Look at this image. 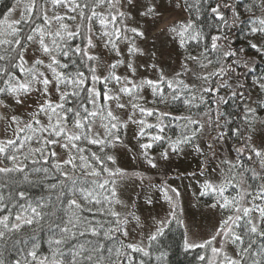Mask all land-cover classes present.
Returning <instances> with one entry per match:
<instances>
[{
    "label": "snow or ice",
    "instance_id": "6c2138e0",
    "mask_svg": "<svg viewBox=\"0 0 264 264\" xmlns=\"http://www.w3.org/2000/svg\"><path fill=\"white\" fill-rule=\"evenodd\" d=\"M172 3L167 0L168 5ZM164 6L163 0H14L0 12V107L8 109V98L22 105L34 92L43 97L27 120L14 114L0 115L12 132L11 137L0 138V165H5L0 166V264H134L131 253L151 256L149 249L174 221L185 227V251H205L197 257L202 264H264V143H253L257 125L264 130V119L257 116V108L264 109V100L257 107L247 104L248 86L237 69L250 72V58L244 47L232 48L224 32L247 23L249 34L258 38L256 42L248 40V47L264 55V0H252L246 7L251 14L247 21L240 19L228 0H183L184 9L194 10L195 18L190 15L167 28V34L184 49L180 68L171 76L155 62V51L146 52L137 44L138 39L147 38V28L161 19ZM223 9L231 10L230 20ZM202 10L215 21L213 27L218 32L210 36V43H204ZM128 20L135 26H129ZM95 25H99L98 32ZM94 35L118 57L107 65V75L98 74L102 57L90 51L97 47ZM77 39L83 46L73 45ZM118 41L127 43L128 59L120 58ZM193 42L198 51L190 50ZM29 48L46 56L47 63L39 57L29 63ZM145 55L153 60L146 67L156 73V79L137 81L117 74L124 66L135 76L134 58ZM61 58L71 60L76 70L65 71L69 64ZM41 68L51 73V79ZM99 84H103V92ZM52 85L58 94L55 102L50 98ZM110 85L119 86L118 90L113 91ZM252 85L264 93V78H254ZM145 89L150 90L153 104L179 103L186 114L145 107L140 103L145 100ZM123 96L129 97L127 104L120 102ZM111 101L118 109L131 106L127 120L114 114ZM230 102L244 104L240 124L231 112L222 110ZM137 111L139 119L134 118ZM147 117H155V123H149ZM98 119L102 132L94 131ZM129 123L138 126L135 139L148 138L149 142L139 143V157L152 168L158 165L149 150L165 141L167 147L160 153L163 160H168L170 153H184L186 148L204 156L201 175L209 161L205 146L219 159L213 169L219 170V179L206 178L198 192L200 198L209 197L207 208L220 213L218 227L208 239L189 240L188 228L177 214L181 197L177 188L152 185L163 193L169 206L167 215L153 218L155 230L147 236V246L142 241L126 242L128 225L135 221L140 227L141 220L132 211L122 215L116 210L117 205L128 207L117 191L118 180L126 173L109 163L116 165L111 152L124 145L123 130ZM173 126L178 129L175 138L162 135ZM151 129L156 133L148 131ZM229 138L236 140L232 148L235 157H217L216 144ZM55 146L67 153L65 159L58 158ZM89 146H97V150ZM21 185L41 187L43 194L33 196ZM145 203L153 205L154 201L146 196ZM26 227L33 230L32 235L13 241L14 246L23 247L16 249L18 258L7 261L3 245ZM37 231H46V250ZM164 258L163 252L156 257L160 264ZM139 264H145L144 260Z\"/></svg>",
    "mask_w": 264,
    "mask_h": 264
},
{
    "label": "trees",
    "instance_id": "16d2710c",
    "mask_svg": "<svg viewBox=\"0 0 264 264\" xmlns=\"http://www.w3.org/2000/svg\"><path fill=\"white\" fill-rule=\"evenodd\" d=\"M13 2L14 0H0V12L4 11V6L6 4H11ZM189 2L190 3L194 2V0H189ZM179 3L181 4V9L185 16H184V19L176 23L186 21L190 15L192 16V18H195L194 10H191V11L185 10L183 7V0H179ZM228 3L231 6H234L237 8L238 12L240 13V19L242 21L248 20L251 14L246 11V7L252 3V0H228ZM223 11H224L225 17L230 20L232 17L231 10L223 9ZM259 14H260L259 11H257L256 15H259ZM16 16H18V13L16 14ZM127 24L130 26L129 20L127 21ZM200 24L206 34V40L204 41V43H210V36L218 34L216 28L213 27V25L215 24V21L210 17V15L207 12H204L202 10V14L200 16ZM171 25L172 24L168 25L167 28ZM167 28L163 29L161 33L169 38L170 40L169 43L171 47H168L169 48V52H167L168 58L165 59L166 61L162 63V66L165 69V74L171 76L175 71L179 70L180 68V63L184 55V49L180 48L178 46V43L173 41L172 37L167 34ZM248 28H249V25L247 23H240V24H237L235 27L225 28L224 32L228 35L227 43L232 48H236V49L244 47L246 50L247 57L250 58L249 67L252 70L249 72V70L246 68H238L237 73H242L241 78L242 80H244V82L248 86L246 89L248 97H249V99L247 100V104L252 107H257L258 102L261 100H264V93L260 92L257 86L252 85V80L254 78L255 79L264 78V55L257 54L255 50H252L248 47V40H253L254 42H256L258 39L257 37H253L251 36V34H249ZM94 31L96 32L99 31V25H95ZM93 40L95 43L99 41L98 39H96L95 35L93 36ZM101 41H102L101 47H99L97 50L95 48L91 49L90 51L102 57L103 67L98 71V74L107 75V65L109 63L104 62L103 58L105 56H108L106 54H111L112 56L111 63H113L116 59H118V57H116L114 52H111L109 49L105 48L103 46L102 39ZM72 43L73 45L80 44L81 46H83L82 41L80 39L72 41ZM137 44L138 46L143 45L144 41L138 39ZM118 45H119L121 53L123 54V56L120 58H123V59L128 58L127 57V43L124 41H118ZM190 50L198 51L199 49L195 47V43L193 42L192 45L190 46ZM37 57H39L40 59H43L45 63H47L48 61V58L46 56H42L39 53L34 54L33 48H29L28 53L26 54V59L29 61V63H31ZM61 59L63 62L69 64V68L66 69L65 71L74 72L76 70V66L71 64V60H68L65 58H61ZM72 59H77L78 61L77 57H72ZM124 68H125L124 66H121L120 68L117 69V72H119L120 69L123 70ZM41 70L45 71L46 74L51 79L50 72H48L44 68H41ZM82 70H84L87 73V69H82ZM153 73H154V78H151V79H156V73L155 72ZM125 75L129 76V78L131 79H134L137 81L139 80L138 78H136V75L133 76L130 72L121 74V76H125ZM144 78H146V76ZM53 87L54 85L50 86L49 91ZM97 87L101 90V92H103L104 90L103 84H99L97 85ZM110 87H113V91H117L119 86L110 85ZM142 95L145 97V100L141 101L140 103L144 104L145 107L157 108L160 111H169L172 114H181V113L186 114L184 113L183 106L180 105L179 103L169 104V105L153 104L151 92L149 89H145ZM128 100H129V97L123 96L120 102L127 104ZM56 101H58V99ZM103 102H104L103 98L101 97L100 103H103ZM109 103H110L111 109L114 112V114L119 116L121 120H127V117L132 114V109L130 105L125 109H118L116 108L115 101H111ZM212 107L214 108L215 105H212ZM243 108H244L243 103H240L237 106L230 102L229 105L223 106L222 110L231 112L233 118L236 120V123L240 124L243 119V111H242ZM5 111L10 112V107H8L7 110L0 107V115H2L3 112ZM125 113H128V116H126ZM257 116L261 119H264V109L257 108ZM134 118L136 119L140 118V114L138 111L136 112V115ZM41 119L42 121L46 122V120H44L43 117ZM147 121L149 123H155V117H147ZM169 121H170V117H169V120L165 121V123L167 124L169 123ZM99 124H100V121L98 119L96 121V128H94V131L95 130H99L101 132L103 131L102 128H99ZM3 125H5V121H3V119H0V138L5 137ZM137 131H138V126L135 124L129 123L128 128L123 130V132L125 133L122 136L124 145L116 147L111 152V154L115 155L117 163L116 165H112L111 163H109V166L119 167L123 169L126 173V176L122 180H118L117 191L118 190L120 191V184L123 181L132 180V182H136L137 184H139L140 188L142 189L145 187L144 185L146 184H148L150 188H156V187H151V186L156 185L160 181L170 183L171 179L186 178L191 173H195V175L199 174L200 173L199 170L202 167H204L203 161L205 157L200 156L195 152H192L190 148H186L184 153L180 155L170 153L168 160H163L162 158H160V153L167 147L166 141L163 142L162 144H155L153 148L149 150L150 155L155 157L156 163L158 165V167L156 168L150 167L142 158L139 157V152H140L139 143L149 142L148 138L144 137L143 139L138 141L137 139L134 138ZM148 131H151L154 134L156 133V129H151ZM177 133H178V129H176L173 126V127L166 128L165 133H163L162 135L172 136L173 138H175ZM11 135H12V132H11ZM11 135L8 137H11ZM211 135L214 136L215 132H212ZM210 138L211 137L209 136L207 139H210ZM235 143H236L235 138H229V139H226V141H224L223 143H217L215 146L217 157L230 156L231 158H234L236 154L234 151H232V148ZM253 143H255L256 145H261L262 143H264V130H261L259 124L257 125V131L255 132L253 136ZM89 147H91L93 151L97 150V146H89ZM55 151L57 152L59 159H65L67 157V153L63 149H61L59 146H55ZM205 151H206L207 156L209 157L206 171L209 168L214 169L216 165L219 163V159L213 158L212 154L210 152H207L206 146H205ZM119 152L127 154L126 156L128 157V161L120 160V156L118 154ZM126 156H124V158ZM133 157H136V158L134 159ZM0 166H5V165H0ZM218 171L219 170L217 169L216 172L218 173ZM145 176H148V179L144 183ZM48 182L52 183L55 181L50 180ZM12 187H15V186H12ZM20 187L29 191L33 196H38V195L43 194V189L41 187H32L29 185H21ZM9 190H11V188L4 190L5 195H7V192ZM137 194H138V197H135L133 199V208L137 206L139 202L140 192H137ZM196 197H197V200L203 203L209 200V197L200 198L198 196V193ZM116 210L121 212L122 215L127 213L124 211V208L120 207L119 205L116 206ZM129 211L131 210H128V212ZM177 214H178V218L183 220L182 216L184 215L182 213L180 203H179V208L177 210ZM32 231L33 230L31 228L26 227L24 230H22L21 233L14 235L12 239H10L6 245H3L4 258L7 261H12L15 258H18L16 249L18 247H23L22 244H18L14 246L13 241L18 240V239L19 240L27 239L28 237L32 235ZM184 233H185V228L177 224L174 221L171 225L166 227L164 236L160 237L157 242H154L153 247L149 249V251L151 252V256L144 257L140 253H131V255L134 258V264H139L140 260H144L145 264H160V262H158L156 259V257L160 254V252L165 253L163 264H202V262L199 261L197 257L198 255H205L206 254L205 251L202 249H191V250L185 251L183 247ZM37 235L40 237L42 244H43V248L46 250L47 245L46 243H43V241L46 240V231L44 232L37 231ZM126 242L136 243V242H133V240L130 237L127 238ZM147 244H148V240H146L145 246H147Z\"/></svg>",
    "mask_w": 264,
    "mask_h": 264
},
{
    "label": "rangeland",
    "instance_id": "374dc122",
    "mask_svg": "<svg viewBox=\"0 0 264 264\" xmlns=\"http://www.w3.org/2000/svg\"><path fill=\"white\" fill-rule=\"evenodd\" d=\"M143 2H147V0H143ZM153 2H160V0H153ZM164 7L160 9L163 12V16L161 19L155 23L151 24L150 27L147 28V38L144 39V44L139 45L146 52L155 51L156 57L155 62L162 66L168 58L167 52H169L170 43L169 38L161 33L162 29L167 28L168 25L179 22L184 19V13L181 7H176L175 4L179 2V0H173L171 5L167 4V0H163ZM133 14L135 15V10H133ZM139 19V17H137ZM130 21V26H135L132 20ZM151 23V22H149ZM141 24H144V21H141ZM101 40L97 41L96 50L101 47ZM169 43V44H168ZM103 58L104 62L111 63L112 56L111 54H106ZM104 56V55H103ZM128 59V58H126ZM153 60L150 59L147 55L139 56L134 58L135 66L137 67L136 78L143 79L146 78H154V71L150 68L146 67V65L152 63ZM122 69V68H121ZM119 70L117 74H125L129 73L126 67L123 70ZM50 98L54 101L58 99V94L53 87L50 90ZM39 100H43V97H40L38 93H32L30 97L25 100V103L22 105H16L11 98L6 100V104L10 107V112H3L2 116H11L17 115L21 119L27 120L31 114V112L36 108L37 102ZM128 116V113H125ZM5 121L4 133L7 136L11 135V129L8 128V122ZM7 129V133H6ZM120 160L128 161L127 154L119 152ZM124 156H126L124 158ZM190 177V178H188ZM210 180H218L219 176L217 172H213L212 168H209L205 175L196 174L188 175L186 178L182 179H171L169 182L160 181L156 185H170L172 187L177 188L181 192V197L179 199V203L181 205V210L184 216L183 221L184 225L188 228V238L189 240H195L197 242L208 239L210 235L215 231L216 227H218L220 214L218 211L211 210L205 206L206 202L203 203L197 200V193L199 192L200 185L203 183L205 179ZM148 176L144 177V183L147 181ZM147 185V186H146ZM144 185L145 187L140 188L139 184L136 182H132V180L123 181L120 184V198L128 205V207L124 208L125 212L131 210L137 216L140 217L141 226L137 227L136 222L133 221L128 225L129 237L133 240V242L140 243L143 242L144 246L146 245L147 236L150 232L155 230L154 220H159L164 218L167 215L169 206L163 200V193L156 187L150 188L148 184ZM137 192H140L139 202L137 206L133 208V199L138 197ZM146 196H151L154 201L153 205H147L145 203ZM185 228V227H184Z\"/></svg>",
    "mask_w": 264,
    "mask_h": 264
}]
</instances>
